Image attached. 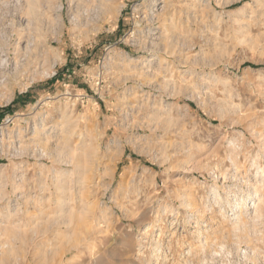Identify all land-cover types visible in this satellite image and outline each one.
<instances>
[{
  "label": "rangeland",
  "instance_id": "1",
  "mask_svg": "<svg viewBox=\"0 0 264 264\" xmlns=\"http://www.w3.org/2000/svg\"><path fill=\"white\" fill-rule=\"evenodd\" d=\"M21 2L0 264H264V0Z\"/></svg>",
  "mask_w": 264,
  "mask_h": 264
},
{
  "label": "bare ground",
  "instance_id": "2",
  "mask_svg": "<svg viewBox=\"0 0 264 264\" xmlns=\"http://www.w3.org/2000/svg\"><path fill=\"white\" fill-rule=\"evenodd\" d=\"M21 0H0V18H3V17H6L7 16V14H8V12H7V7L11 4V3H13V4H15V6L16 5H21ZM26 30V29H25ZM25 32V31H24ZM24 35V34H23ZM8 36V35H7ZM25 36H26V34H25ZM24 37V36H23ZM14 38V37H13ZM20 38H18V40H19ZM22 39V38H21ZM9 40V39H8ZM24 40V39H23ZM28 47V46H27ZM6 48V47H5ZM4 49V48H3ZM25 52V51H24ZM28 52V51H27ZM25 54V53H24ZM29 54V53H28ZM22 56V55H21ZM12 57V56H11ZM23 57V56H22ZM27 58V57H26ZM25 58V59H26ZM24 61V60H23ZM26 62L28 61V60H25ZM22 65V64H21ZM1 70H2V68H1ZM14 70V69H13ZM15 71V70H14ZM18 71V70H17ZM2 72V71H1ZM16 72V71H15ZM20 72V71H19ZM1 74V73H0ZM14 74V73H13ZM18 74V73H17ZM1 76H3V75H0V77ZM0 83H1V78H0Z\"/></svg>",
  "mask_w": 264,
  "mask_h": 264
},
{
  "label": "trees",
  "instance_id": "3",
  "mask_svg": "<svg viewBox=\"0 0 264 264\" xmlns=\"http://www.w3.org/2000/svg\"><path fill=\"white\" fill-rule=\"evenodd\" d=\"M251 66V65H250ZM252 67V66H251Z\"/></svg>",
  "mask_w": 264,
  "mask_h": 264
}]
</instances>
